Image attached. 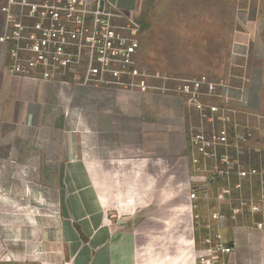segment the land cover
Listing matches in <instances>:
<instances>
[{
  "label": "crops",
  "instance_id": "crops-1",
  "mask_svg": "<svg viewBox=\"0 0 264 264\" xmlns=\"http://www.w3.org/2000/svg\"><path fill=\"white\" fill-rule=\"evenodd\" d=\"M241 1L150 0L149 21L159 28H212L204 34L226 43L228 71L214 80V94L204 87L200 99L216 105L218 117H230L226 126L237 120L253 128L248 142L221 151L254 166L249 156L264 154V0ZM105 2L123 18L144 9V0ZM5 18L0 10V35ZM184 33L167 31L173 38L163 41L186 42ZM138 53L139 47V74L123 89L15 76L0 42V264H138L135 233L110 221L108 207L137 203L125 190L140 188L144 171L165 169L160 162L176 158L190 161V134L224 125L204 121L184 102L176 91L183 77L142 69ZM259 229L238 228L234 235ZM230 244L225 264H243L240 244Z\"/></svg>",
  "mask_w": 264,
  "mask_h": 264
},
{
  "label": "built area",
  "instance_id": "built-area-1",
  "mask_svg": "<svg viewBox=\"0 0 264 264\" xmlns=\"http://www.w3.org/2000/svg\"><path fill=\"white\" fill-rule=\"evenodd\" d=\"M0 10L6 15L0 42L11 56V74L46 82L112 84L123 89L133 86L132 78L139 74L135 62L139 42L134 29L126 33L125 27L114 23L123 16L105 0H3ZM137 85L141 90L146 88L144 80ZM204 87L213 95L217 84L205 75L182 78L176 91L204 121L224 123L208 129L200 127L188 138L194 152L190 163L201 176L189 190L188 200L192 208L197 202L212 204L207 215L219 225L220 206L234 196L237 206L232 208L233 217L242 210L250 214L262 211L264 195L259 199L241 196L243 178L262 172L255 166H243L226 150L221 151L222 147L248 142L254 130L237 120L226 126L230 117H218L216 105L201 101ZM223 97L227 102L228 95ZM213 234V244L210 238L204 240L203 247L209 253L200 258V264H225L224 255L233 251L230 243L221 241L218 229Z\"/></svg>",
  "mask_w": 264,
  "mask_h": 264
},
{
  "label": "rangeland",
  "instance_id": "rangeland-1",
  "mask_svg": "<svg viewBox=\"0 0 264 264\" xmlns=\"http://www.w3.org/2000/svg\"><path fill=\"white\" fill-rule=\"evenodd\" d=\"M143 7L142 15L136 18L131 12L123 19H114L115 24L125 27L123 31L126 33L135 29L139 40L138 63L142 69L183 78L205 74L212 81L227 73L230 60L226 57V43L212 41L218 39L217 35L204 34L212 28L151 27L150 0H144ZM176 30L185 32L184 38L188 41H163L173 38L165 34L167 31ZM259 127L261 135L264 130L261 124ZM248 161L261 170L264 154L249 156ZM160 163L165 169L144 171L140 188H126L130 198L135 196L139 199L137 203H112L108 207L110 221L120 222L135 233L138 264H200V258L209 253L203 247L204 240L210 238L213 244V233L217 229L222 242L240 244L243 264H264V202L260 213L250 214L242 210L239 216L233 217L232 208L237 206L234 196L230 202L220 206L221 222L215 225L207 215V208L212 204L197 202L192 208L193 204L188 200L189 190L201 180L189 159L168 160L167 166ZM158 167L161 166L158 164ZM261 172L263 176L243 178V198L263 197L264 169ZM260 226L262 229L255 235L241 234L235 238L234 231L238 228L253 232L250 229Z\"/></svg>",
  "mask_w": 264,
  "mask_h": 264
}]
</instances>
